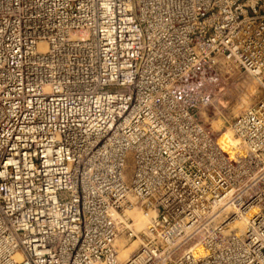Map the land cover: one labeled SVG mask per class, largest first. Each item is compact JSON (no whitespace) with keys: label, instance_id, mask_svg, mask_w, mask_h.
Returning <instances> with one entry per match:
<instances>
[{"label":"built area","instance_id":"built-area-1","mask_svg":"<svg viewBox=\"0 0 264 264\" xmlns=\"http://www.w3.org/2000/svg\"><path fill=\"white\" fill-rule=\"evenodd\" d=\"M223 66L263 86L227 150ZM0 264H264V0H0Z\"/></svg>","mask_w":264,"mask_h":264},{"label":"rangeland","instance_id":"rangeland-1","mask_svg":"<svg viewBox=\"0 0 264 264\" xmlns=\"http://www.w3.org/2000/svg\"><path fill=\"white\" fill-rule=\"evenodd\" d=\"M203 94L202 99L198 100L199 117L218 140L221 147L227 150L228 145L223 146L220 139L226 133L231 134L230 124L233 119L262 97L263 86L251 72L235 66H223L219 69L217 82L215 84L207 83ZM231 210V207L226 208V211L221 213L220 219H225L224 217L228 216ZM136 211L138 213L147 212L146 210L132 209L126 213L125 227L121 229V234L115 240L117 249L120 247L127 248L130 253L135 249L136 235L140 237V233H142V230L134 229V224L131 225L136 220V214H138ZM245 216L242 213L235 222L244 221ZM131 232L132 235H129Z\"/></svg>","mask_w":264,"mask_h":264},{"label":"bare ground","instance_id":"bare-ground-1","mask_svg":"<svg viewBox=\"0 0 264 264\" xmlns=\"http://www.w3.org/2000/svg\"><path fill=\"white\" fill-rule=\"evenodd\" d=\"M79 36L83 35L84 32H78ZM230 134V133H229ZM228 133H226V135L222 136L223 138L220 139V142L223 146H227L228 144H233L234 143V140L231 139V136L229 135ZM228 148V146H227ZM137 212V211H136ZM140 212V211H139ZM138 213V212H137ZM136 220L131 224L134 226V229H140V230H143L146 228V226L152 222L153 220V217L155 216V212L154 211H149V212H141V213H138L136 214ZM242 222V220H241ZM137 240L136 241V245H135V248L137 247L138 243L140 242V239L139 237H137ZM129 250L127 248H119L118 249V254H119V259L120 260H124L126 259L132 252H128Z\"/></svg>","mask_w":264,"mask_h":264}]
</instances>
